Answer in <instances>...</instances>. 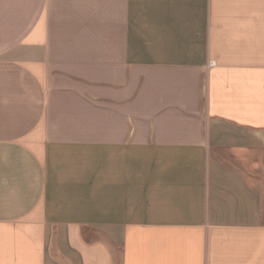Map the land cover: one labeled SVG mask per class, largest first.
<instances>
[{"label":"crops","instance_id":"0c3cea01","mask_svg":"<svg viewBox=\"0 0 264 264\" xmlns=\"http://www.w3.org/2000/svg\"><path fill=\"white\" fill-rule=\"evenodd\" d=\"M0 264H264V0H0Z\"/></svg>","mask_w":264,"mask_h":264},{"label":"built area","instance_id":"2783aa9c","mask_svg":"<svg viewBox=\"0 0 264 264\" xmlns=\"http://www.w3.org/2000/svg\"><path fill=\"white\" fill-rule=\"evenodd\" d=\"M215 64H216V63H215L214 61H211V62L209 63V67L211 68V67H213Z\"/></svg>","mask_w":264,"mask_h":264}]
</instances>
